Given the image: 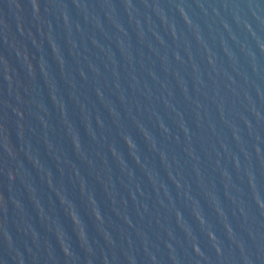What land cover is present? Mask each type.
I'll list each match as a JSON object with an SVG mask.
<instances>
[{
  "label": "water",
  "instance_id": "1",
  "mask_svg": "<svg viewBox=\"0 0 264 264\" xmlns=\"http://www.w3.org/2000/svg\"><path fill=\"white\" fill-rule=\"evenodd\" d=\"M0 264H264V0H0Z\"/></svg>",
  "mask_w": 264,
  "mask_h": 264
}]
</instances>
